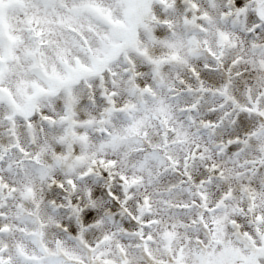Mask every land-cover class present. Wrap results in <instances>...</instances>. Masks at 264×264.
Wrapping results in <instances>:
<instances>
[{
	"label": "snow or ice",
	"instance_id": "obj_1",
	"mask_svg": "<svg viewBox=\"0 0 264 264\" xmlns=\"http://www.w3.org/2000/svg\"><path fill=\"white\" fill-rule=\"evenodd\" d=\"M0 264H264V0H0Z\"/></svg>",
	"mask_w": 264,
	"mask_h": 264
}]
</instances>
